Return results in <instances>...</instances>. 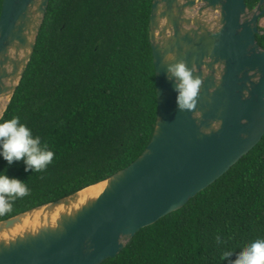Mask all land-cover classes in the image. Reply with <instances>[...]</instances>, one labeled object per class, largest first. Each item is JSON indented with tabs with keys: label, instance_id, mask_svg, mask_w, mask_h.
Instances as JSON below:
<instances>
[{
	"label": "water",
	"instance_id": "water-1",
	"mask_svg": "<svg viewBox=\"0 0 264 264\" xmlns=\"http://www.w3.org/2000/svg\"><path fill=\"white\" fill-rule=\"evenodd\" d=\"M50 1L3 0L0 122ZM263 14L264 0L253 9L246 0H153L158 113L150 143L129 166L93 184L105 183L98 195L82 201L87 186L0 220V264H101L248 154L264 136ZM180 62L201 81L191 110L177 106L169 72Z\"/></svg>",
	"mask_w": 264,
	"mask_h": 264
},
{
	"label": "trees",
	"instance_id": "trees-1",
	"mask_svg": "<svg viewBox=\"0 0 264 264\" xmlns=\"http://www.w3.org/2000/svg\"><path fill=\"white\" fill-rule=\"evenodd\" d=\"M246 1L253 9L260 0ZM2 6L0 0V16ZM152 6L153 0L50 1L1 122L18 117L54 157L39 172L0 157V171L28 188L0 220L93 186L146 149L158 113ZM257 39L264 47V34ZM256 239H264V136L214 183L101 264H234ZM227 251L233 255L223 260Z\"/></svg>",
	"mask_w": 264,
	"mask_h": 264
},
{
	"label": "clouds",
	"instance_id": "clouds-1",
	"mask_svg": "<svg viewBox=\"0 0 264 264\" xmlns=\"http://www.w3.org/2000/svg\"><path fill=\"white\" fill-rule=\"evenodd\" d=\"M169 72L176 78L177 106L181 110L195 107L200 87V79L194 78L192 71L183 62L169 66ZM0 157L9 165L23 161L25 171L39 172L52 162L54 152L41 145L39 136H34L31 129L21 123L18 117L0 122ZM28 194L27 185L18 177L9 176L0 171V214L11 210V201ZM220 243V237H217ZM233 252L222 255L223 260L229 259ZM234 264H264V239H256L237 255Z\"/></svg>",
	"mask_w": 264,
	"mask_h": 264
},
{
	"label": "bare ground",
	"instance_id": "bare-ground-1",
	"mask_svg": "<svg viewBox=\"0 0 264 264\" xmlns=\"http://www.w3.org/2000/svg\"><path fill=\"white\" fill-rule=\"evenodd\" d=\"M5 103V101H3ZM105 183H99L97 185L89 186L82 192V201L89 195L96 196L98 195L104 188ZM57 216V213L55 214V217Z\"/></svg>",
	"mask_w": 264,
	"mask_h": 264
}]
</instances>
